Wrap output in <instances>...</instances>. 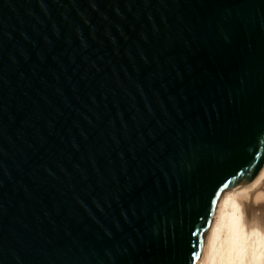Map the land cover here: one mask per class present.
Wrapping results in <instances>:
<instances>
[{"label":"water","instance_id":"1","mask_svg":"<svg viewBox=\"0 0 264 264\" xmlns=\"http://www.w3.org/2000/svg\"><path fill=\"white\" fill-rule=\"evenodd\" d=\"M264 161V0H0V264H193Z\"/></svg>","mask_w":264,"mask_h":264},{"label":"bare ground","instance_id":"2","mask_svg":"<svg viewBox=\"0 0 264 264\" xmlns=\"http://www.w3.org/2000/svg\"><path fill=\"white\" fill-rule=\"evenodd\" d=\"M193 264H264V161L220 194Z\"/></svg>","mask_w":264,"mask_h":264}]
</instances>
